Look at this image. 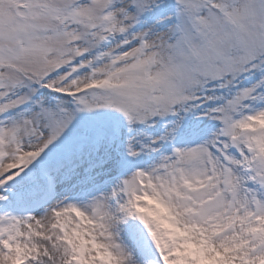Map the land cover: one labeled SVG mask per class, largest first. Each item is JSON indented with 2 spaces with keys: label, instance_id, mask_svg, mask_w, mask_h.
I'll use <instances>...</instances> for the list:
<instances>
[{
  "label": "snow or ice",
  "instance_id": "obj_1",
  "mask_svg": "<svg viewBox=\"0 0 264 264\" xmlns=\"http://www.w3.org/2000/svg\"><path fill=\"white\" fill-rule=\"evenodd\" d=\"M0 264H264V0H0Z\"/></svg>",
  "mask_w": 264,
  "mask_h": 264
}]
</instances>
